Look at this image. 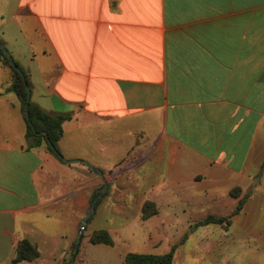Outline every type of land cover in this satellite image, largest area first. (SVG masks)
Instances as JSON below:
<instances>
[{
	"label": "crops",
	"instance_id": "0c3cea01",
	"mask_svg": "<svg viewBox=\"0 0 264 264\" xmlns=\"http://www.w3.org/2000/svg\"><path fill=\"white\" fill-rule=\"evenodd\" d=\"M11 19L31 102L71 116L58 149L80 162L30 147L0 63L8 255L28 240L43 258L36 228L78 229L106 183L140 220L193 226L211 264H264V0H19ZM146 203L156 213L144 220ZM209 217L224 221L201 225Z\"/></svg>",
	"mask_w": 264,
	"mask_h": 264
},
{
	"label": "rangeland",
	"instance_id": "374dc122",
	"mask_svg": "<svg viewBox=\"0 0 264 264\" xmlns=\"http://www.w3.org/2000/svg\"><path fill=\"white\" fill-rule=\"evenodd\" d=\"M4 1L0 0V40L20 69L27 73L28 44L19 25L11 19L19 0H7L6 8L3 6ZM182 222L163 226L160 223L140 220L129 207L128 197L117 193L116 187L111 185L97 203L75 257L73 250L82 222L73 232L59 227V232L56 235L53 232L51 236L36 228L32 243L39 244L43 258L21 264H124L128 254L164 255L174 245H178L174 264H211L209 247L206 248L209 242H204L203 248L198 247L193 238H188L194 227L182 225ZM24 229L26 228L18 227L20 232ZM102 230L112 235V246L94 245L90 242L91 236ZM6 243L5 239L4 245ZM3 247H0V264H11L15 255H8L7 249Z\"/></svg>",
	"mask_w": 264,
	"mask_h": 264
},
{
	"label": "trees",
	"instance_id": "16d2710c",
	"mask_svg": "<svg viewBox=\"0 0 264 264\" xmlns=\"http://www.w3.org/2000/svg\"><path fill=\"white\" fill-rule=\"evenodd\" d=\"M0 63L10 68L12 72L13 82H12L11 90H13L18 95L22 103L23 111L25 115V103L27 99V93L25 90V81L30 86L28 75L26 72H24L21 69L25 79L24 81L22 75L10 66L8 59L5 57L1 49H0ZM16 64L20 68L17 62ZM29 113H30L29 120H27L26 117L25 120L27 125L26 137L30 142V147L38 148L41 146H45L50 153L58 157L53 152L51 146L54 147L60 154L58 149V143L63 135L62 126L64 122L71 119V116L51 115L42 108H40L39 106L34 105L32 102ZM60 161L62 160L60 159ZM246 199L247 197L240 200L235 213H238L242 209ZM155 213H156V206L153 203H146L144 205L143 208L144 220H147ZM223 221H224L223 219H216L214 217H209L204 222H202L201 225H208L210 223H222ZM90 242L94 245L104 244L107 246H112L114 244L110 234L104 230L95 232L91 236ZM177 250H178V245H174L171 248L170 252L164 255H152V254L143 255V254L131 253L126 256L124 264H174V259ZM39 257H40V253L37 250V248L34 245H32L28 240H23L19 242L16 248V258L13 260L12 264H19L22 262H32L37 260Z\"/></svg>",
	"mask_w": 264,
	"mask_h": 264
},
{
	"label": "water",
	"instance_id": "95a60500",
	"mask_svg": "<svg viewBox=\"0 0 264 264\" xmlns=\"http://www.w3.org/2000/svg\"><path fill=\"white\" fill-rule=\"evenodd\" d=\"M0 49L2 50L3 54L5 55V57L8 59L10 66L13 69H15L17 72H19L22 75L23 79H24V76H23V73H22L21 69L17 66V64L14 61L12 55L9 53V51L6 48V46L1 42V40H0ZM24 81H25V79H24ZM25 90H26V93H27V99H26V103H25V117H26L27 120H29V117H30L29 110H30V106H31V89H30V86L28 85V83H26V81H25ZM51 148H52L53 152L62 161L66 162V163L75 164V163H79L80 162V161H66V160L63 159V157L58 153V151L54 147L51 146ZM89 168H90V170L92 172L98 174L101 178H104V175L102 174L101 171H99V170H97V169H95L93 167H89ZM107 190H108V186L105 183L104 187L99 191L98 197L91 203L90 208H89V210H88V212L86 214V217L82 221L81 229L79 231V236H78L77 242H76V244L74 246V250H73L74 257L76 256V254L78 252V249H79L82 237H83V233L86 230V227L88 225V221H89L90 217L92 216V214H93V212H94V210L96 208L97 202L99 201V199L103 196V194Z\"/></svg>",
	"mask_w": 264,
	"mask_h": 264
}]
</instances>
